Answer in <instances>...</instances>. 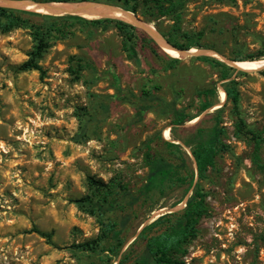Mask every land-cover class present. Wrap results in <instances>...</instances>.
I'll use <instances>...</instances> for the list:
<instances>
[{
    "label": "rangeland",
    "instance_id": "obj_1",
    "mask_svg": "<svg viewBox=\"0 0 264 264\" xmlns=\"http://www.w3.org/2000/svg\"><path fill=\"white\" fill-rule=\"evenodd\" d=\"M94 3L121 9L119 0ZM154 10L147 12L141 3L132 14L163 41L184 34L199 38L191 55L164 53L179 59L176 65L156 56L145 37L158 43L136 25L130 24L137 32L130 44L133 58L127 59L113 25L65 19L54 22L61 32L49 38L39 61L43 73L21 72L17 68L33 46L31 30L0 33V264L91 262L77 246L97 237L98 218L71 202L91 194L87 178L113 182L115 206L101 218L121 231L118 259L122 253L128 262L137 259L145 243L138 238L141 229L185 207L197 182L189 142L215 124L214 112L221 107L217 117L225 148L199 184L207 194L206 214L180 260L264 264V144L257 147L247 132L237 135L236 119L222 97L227 81L194 54L209 51L227 66L235 58L264 64V58L248 59L264 42V0H187L178 21ZM23 18L36 26L52 23ZM105 18L118 20L98 19ZM230 77L237 83L246 129L264 138V68ZM204 90H210L204 97L210 107L202 111ZM176 111L186 116L182 124L173 122ZM167 143L180 146V157ZM158 158L171 163L175 174L146 195L148 162ZM110 244L106 240L104 246Z\"/></svg>",
    "mask_w": 264,
    "mask_h": 264
},
{
    "label": "trees",
    "instance_id": "obj_2",
    "mask_svg": "<svg viewBox=\"0 0 264 264\" xmlns=\"http://www.w3.org/2000/svg\"><path fill=\"white\" fill-rule=\"evenodd\" d=\"M38 1V0H30ZM98 2L101 0H42V3L48 2H66V3H82V2ZM121 2L120 8L126 12L137 14L139 5L142 3L146 7V11L156 9L161 16L172 15L176 21L179 20V12L184 7L187 0H119ZM154 10V11H156ZM142 15L146 16L143 11ZM153 15V14H150ZM148 15V16H150ZM23 16H32L42 18L45 22L51 20L52 23L47 25L36 26L30 23L29 20ZM151 17V16H150ZM70 19L73 22L88 25V26H103L111 24L120 33L122 37L121 48L126 53L127 59H132L134 52L130 48V44L135 38L137 29L123 21L105 18L98 20H86L78 16H51L39 15L36 13L15 10L11 8L0 7V33L6 34L13 29L28 28L31 30L33 46L32 50L27 54V60L19 65L18 71H37L43 73L39 66V61L42 58L45 50L48 47L49 38L54 32L60 33L61 29L55 26V21H64ZM177 30V29H176ZM178 31V30H177ZM201 36V34H199ZM198 39L193 40L192 37L183 35L176 41L165 38V41L172 48L179 51H188L193 47H199ZM146 44L152 49L156 56L164 57L171 65H176L180 62L177 58H168L164 52L156 45V43L145 37ZM264 58V42L260 50L254 55L248 57L250 61ZM198 60L210 65L212 68L218 70L221 81H227L226 87L222 92L223 100L230 104V112L235 117V128L237 135L242 132L251 134L257 147L264 144V138L256 136L251 131L246 129L245 122L241 118L239 111V92L237 90L236 81L230 77V74L235 73L245 75L246 72L239 71L236 68L227 66L226 64L206 56L197 57ZM233 62L243 61L238 58L232 59ZM210 90H204L199 93L201 97L200 110L204 111L210 107L209 103L205 102V98ZM223 107L215 110L216 121L215 124L208 130H198L191 144V156L193 158L197 182L193 187L191 195L185 202V207L180 211L172 214L163 215L153 221L151 224L143 227L138 235V238H143L144 250L142 254L135 260L128 262L127 254L122 253L120 259L118 256L124 246V241L121 238V231L115 229L116 225L108 222L103 223L102 216L109 210L114 208L115 200L112 199L115 195V188L113 182L102 184L92 178H87L89 196L72 200L71 202L83 213L91 216H97L100 225L99 234L97 237L89 242H85L77 246V250L86 256L93 258L88 264H185L180 260V256H184L187 252L186 246L196 237L197 228L200 219L206 214L205 198L206 193L200 187V182L207 179L208 172L215 165V158L225 148L220 137L223 135V128L219 127L218 115L222 112ZM186 120V116L182 111L174 113V124H182ZM188 145L187 141H184ZM174 156L180 157L181 148L177 144H166ZM183 162V157L181 158ZM175 174V167L158 158L148 162V175L146 185L144 186V193L148 195L154 189L160 188L167 180L172 179ZM176 182H184L183 177H176ZM191 188L189 184L186 192ZM36 233L46 236L35 230ZM106 240H110L111 244L108 247L104 246ZM179 255V256H178Z\"/></svg>",
    "mask_w": 264,
    "mask_h": 264
},
{
    "label": "bare ground",
    "instance_id": "obj_3",
    "mask_svg": "<svg viewBox=\"0 0 264 264\" xmlns=\"http://www.w3.org/2000/svg\"><path fill=\"white\" fill-rule=\"evenodd\" d=\"M10 4L11 5L8 6L20 8L21 10L24 11L34 12L43 15H51V16L59 17V15H63V14H74L86 20L98 19L100 17L109 16L121 20L125 23L133 24L134 22V18L132 17L131 14L124 13L119 8L105 6L103 4L94 3V2L86 1L82 3H51L45 8L38 5H31L27 2H20V1L17 2L14 1L11 2ZM0 5L7 6V4L1 0H0ZM145 27L155 37V41L162 48L164 53H166L169 56L179 57V53L177 51L171 49L169 46H167L164 43V41H162V39H159L158 33L155 31L152 25L145 24ZM186 53H193V49H191V51L189 50ZM235 66L245 71H252L262 68L264 64L261 61L238 62V63L235 62Z\"/></svg>",
    "mask_w": 264,
    "mask_h": 264
},
{
    "label": "water",
    "instance_id": "obj_4",
    "mask_svg": "<svg viewBox=\"0 0 264 264\" xmlns=\"http://www.w3.org/2000/svg\"><path fill=\"white\" fill-rule=\"evenodd\" d=\"M1 1H3L4 3H6L7 6H1V5H0V7L11 8V9H15V10H21L20 8H16V7L8 6V5H11V4H10L11 2H14V1H12V0H1ZM16 2H17V1H16ZM20 2H27V3L31 4V5H38V6H41V7H43V8H45L46 6H48V5L51 4V3H64V2H48V3H42V2H38V1H30V0H20ZM65 3H66V2H65ZM120 10H121L122 12H124V13L131 14V15H132V17L134 18V22H133L132 25H136V26H138L139 28H141V29H143L144 31H146L147 33H149L152 37H154V36L148 31V29L145 27V23H143L141 20H139L138 18H136L135 16H133L132 13H130V12H126V11H124V10H122V9H120ZM63 15H72V16H76V15H74V14H63ZM59 16H62V15H59ZM110 19H112V18H110ZM128 24H131V23H128ZM158 37H159V36H158ZM154 39H155V37H154ZM159 39H161V38L159 37ZM162 41H163V40H162ZM164 43H165L167 46H169L171 49L177 51V52L179 53V56H181V55H182V56H188V55L193 54V53H186V52H188V51H179V50H176V49L172 48L170 45H168L166 41H164ZM159 48L162 50V48H161L160 46H159ZM162 51H163V50H162ZM207 53H209V51L194 52V54H195L196 56H208V57H209V54H207ZM228 66H229V67H232V68H236V69L239 70V71L250 72V71H245V70H242V69L238 68L237 66H235V62H228ZM263 68H264V66H263L262 68L256 69V71H257V70H260V69H263ZM253 71H255V70H253Z\"/></svg>",
    "mask_w": 264,
    "mask_h": 264
}]
</instances>
